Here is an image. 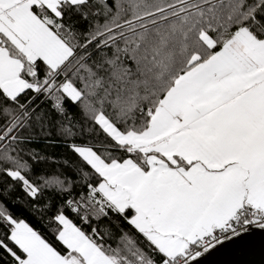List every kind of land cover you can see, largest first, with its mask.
I'll use <instances>...</instances> for the list:
<instances>
[{
  "label": "snow or ice",
  "instance_id": "6c2138e0",
  "mask_svg": "<svg viewBox=\"0 0 264 264\" xmlns=\"http://www.w3.org/2000/svg\"><path fill=\"white\" fill-rule=\"evenodd\" d=\"M0 264H264V0H0Z\"/></svg>",
  "mask_w": 264,
  "mask_h": 264
}]
</instances>
